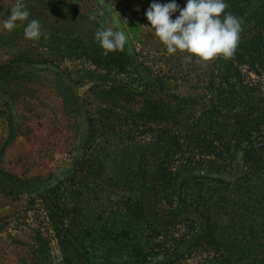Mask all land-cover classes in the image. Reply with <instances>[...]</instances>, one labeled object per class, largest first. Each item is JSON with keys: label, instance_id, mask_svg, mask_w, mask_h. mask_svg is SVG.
<instances>
[{"label": "rangeland", "instance_id": "1", "mask_svg": "<svg viewBox=\"0 0 264 264\" xmlns=\"http://www.w3.org/2000/svg\"><path fill=\"white\" fill-rule=\"evenodd\" d=\"M230 1L226 0L227 4ZM152 2L0 0V264H66L51 230L45 203L51 188L61 182L59 193L53 196L50 193V197L71 211L72 230L76 236L82 232L78 238L84 240L92 264H106L99 249V233L103 227L115 223L120 226L125 221L134 225L129 200H135L138 195H144L146 218L164 229L163 234L169 237L168 245L175 239L188 240V223L180 217H168L167 201L163 209L152 203L157 162L169 149L162 142L163 133L159 136L163 126L162 131L159 127L136 126L130 121L129 112H125L122 116L125 120L118 121L111 136L99 138L91 148H85L92 131L89 117L99 118L101 97L110 91L113 81L127 76L118 75L117 70L109 71L106 57L120 55L121 50L105 53L95 40L97 29L111 27L115 20L127 34L124 49L132 60L137 63L139 59L151 77L152 74L162 76L167 88L184 96L201 92L213 72L216 58L203 61L193 57L187 61L186 51L167 53L145 16ZM176 2L181 8L186 5V0ZM16 3L26 5L31 13L29 19L40 21L47 38H25L26 22L18 21V27L12 31L2 28L3 20ZM236 3H240L242 13L248 14L262 1L236 0ZM178 15L179 11L172 18ZM94 50L100 52L99 56L93 55L98 62L85 55ZM132 77L138 86V79ZM184 152L181 161L175 159L177 168L179 162L190 157L188 150ZM84 159L92 161L93 170L78 171L76 163ZM93 159L99 164L94 165ZM143 162L150 179L146 193L140 189L138 179ZM196 174L198 171L193 173L191 192L193 197L196 194L199 208H208L214 220L218 217L220 227L228 235H240L244 228L245 240H253L256 227L250 228V220L233 221L239 208L240 212L249 208L248 215L252 213L250 199L255 201L256 196H237L232 188L221 187L219 176L200 180L194 179ZM222 177L230 182L235 174ZM183 181L184 177H179L176 185L180 186ZM172 194H175L173 190ZM170 201L176 202V207L182 203L179 193L170 197ZM39 246L40 263L37 262ZM182 252L183 247L177 256ZM201 254L202 251L194 250L182 262L197 264Z\"/></svg>", "mask_w": 264, "mask_h": 264}, {"label": "trees", "instance_id": "2", "mask_svg": "<svg viewBox=\"0 0 264 264\" xmlns=\"http://www.w3.org/2000/svg\"><path fill=\"white\" fill-rule=\"evenodd\" d=\"M261 1L248 14L242 13L236 0L228 2L226 11L243 21L240 41L232 57L216 58L213 72L195 96H184L167 88L162 76L152 74L151 77L148 68L139 59L135 63L125 49L120 55L106 57L110 72L117 70L118 75L127 76L113 81L110 91L101 97L99 118L89 117L92 131L85 148H91L99 138L111 136L125 112H129L130 121L136 126L164 129L159 136L163 133L162 142L167 143L169 149L157 162L152 203L163 209L167 201L168 217H180L188 223L190 231L187 241L175 239L168 245V235L163 234L161 226L146 218L145 197L138 195L135 200H129L134 225L129 221L120 226L115 223L103 227L99 233L101 259L106 264H183V259L192 256L194 250L202 251L197 264H264V0ZM85 55L98 62L94 56H99L100 52L87 51ZM132 76L138 79V86ZM184 149L189 151L190 157L179 162L178 169L175 159L182 160ZM80 160L76 163L79 172L93 170L91 160ZM97 161L93 159L94 165L99 164ZM144 167L143 162L138 179L140 189L145 192L150 179ZM196 171L194 179L206 180L217 175L223 189L232 188L240 197L256 196L255 201L250 199L252 213L248 215L249 208L241 212L239 208L233 221L250 220V228L256 227L253 240H245L244 228L240 235H228L225 228L220 227L218 217L214 220L208 208H199L197 196L194 193L193 197L191 192ZM224 174H235V178L228 182L222 177ZM179 177H184V181L177 186ZM61 186L62 182L51 188L45 199L51 230L66 264H92L84 240L78 238L82 232L76 236L72 230L71 211L56 204L52 197L59 193ZM177 193L182 203L176 207L170 197ZM129 237L134 239L129 241ZM182 247L183 254L177 256ZM40 254L39 246L38 263L42 260ZM158 256H163V260H156Z\"/></svg>", "mask_w": 264, "mask_h": 264}, {"label": "clouds", "instance_id": "3", "mask_svg": "<svg viewBox=\"0 0 264 264\" xmlns=\"http://www.w3.org/2000/svg\"><path fill=\"white\" fill-rule=\"evenodd\" d=\"M226 0H186L181 8L176 0L160 3L153 0L145 12L150 28L166 46L169 54L187 52L185 60L196 57L210 61L217 57L233 56L240 41L242 19L226 11ZM179 11L174 19L173 14ZM30 10L23 3H16L10 8V14L2 22V28L12 31L18 27V21L24 23V36L27 39L39 40L47 38L38 19H29ZM127 34L120 30L119 24L113 21L111 27H101L95 32V40L99 42L105 53L123 50L127 43ZM156 260H163L158 256Z\"/></svg>", "mask_w": 264, "mask_h": 264}]
</instances>
